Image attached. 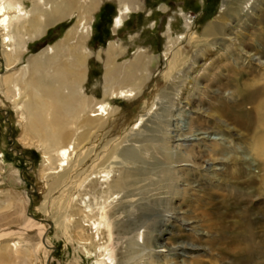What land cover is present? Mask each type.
<instances>
[{"label": "rangeland", "instance_id": "rangeland-1", "mask_svg": "<svg viewBox=\"0 0 264 264\" xmlns=\"http://www.w3.org/2000/svg\"><path fill=\"white\" fill-rule=\"evenodd\" d=\"M234 1L139 0L125 11L118 0H101L87 22L89 38L86 47L90 52L84 90L89 95L104 98L106 51L111 43L117 49L115 54L120 63L133 60L139 47L150 57L146 82L136 95L130 99L110 100L112 113L116 115L112 114V129L101 134L104 151L95 160L97 167L103 162L114 165L113 180L119 179L122 173L136 171L139 186L134 190V199L129 201L131 197L126 192L113 194L111 204L115 209L110 208V212L115 216L114 212L118 210L125 215L126 208L134 210L138 204L148 206L149 210L143 208L134 215L123 217L131 222L147 219L148 242L152 248L147 250L151 259L146 258L143 264H167L170 258L181 260L180 250L172 246L178 243L194 245L188 246L187 264L194 260L201 261L200 264H239L225 249L229 246L226 243L228 237L233 234V223L241 220L246 224L250 217L258 218V226L264 223V159L260 160L259 154H255L257 139L264 133V102L259 105L258 99L243 105L245 111L252 114L247 119L249 128L237 125L220 110L221 104L234 106L248 97H255L259 69L254 62H245L239 73H233L236 61L227 56L228 50L234 57L238 53L228 38L235 39L237 44L241 39H251L248 37L252 33L248 32L250 29L254 31L250 27L258 17L257 13L261 12L259 10L264 9V3L257 1L253 4L251 0L246 7L251 19L246 12L238 13L228 20L227 34L221 40L210 41L211 45L200 48L195 45L197 39L204 38L207 24L222 21L223 9ZM25 6L31 8V0H25ZM120 10L121 15L124 14V23L115 26ZM76 19L74 12L62 23L51 26L7 72L0 37V76L22 68L33 55L55 44ZM171 41L174 48L168 52ZM250 47L254 53L255 45ZM120 48L124 51L122 54ZM167 53H170L169 58ZM168 71L169 76L166 75ZM21 121L0 89V207L5 206L7 198L21 196L27 213L47 228L42 240L37 234L31 235L36 237L38 244L35 249L37 257L31 256L29 264H96L97 254L87 242L78 241L70 230L59 227L54 219L58 214L51 215L43 209V202L47 199L41 176V170L46 168L45 154L36 145H29ZM186 136L192 140L187 141ZM221 136L230 143L223 152L220 150L222 140H218ZM113 148L116 150L114 156L106 162L104 157ZM187 153H192L193 157H186ZM102 182H94L97 190H101ZM67 184L62 182L60 186L63 188ZM93 185L86 183L78 194L95 208L103 199L102 194L94 193ZM60 186L49 190L48 193L53 194L47 195L60 194ZM82 200L74 199L72 204L84 210L87 204ZM7 205L4 211H0L3 217L0 230L23 224L15 217L10 218L16 206ZM83 223L89 224L87 221ZM219 223L225 225L222 227L224 235L213 226ZM107 238L119 245L118 259H122L125 251L122 242L110 234ZM141 239L140 236V242ZM24 241H21L22 246L26 248L29 239ZM30 242L33 244L34 240L30 238ZM253 255L243 264H264V251ZM8 262L12 260L8 259Z\"/></svg>", "mask_w": 264, "mask_h": 264}, {"label": "bare ground", "instance_id": "bare-ground-1", "mask_svg": "<svg viewBox=\"0 0 264 264\" xmlns=\"http://www.w3.org/2000/svg\"><path fill=\"white\" fill-rule=\"evenodd\" d=\"M100 1L31 0L32 7L28 9L25 6V0H0V37L6 72L9 67H12V64L23 57L35 39L43 37L51 26L62 23L72 13L76 12L77 14L76 22L68 29L63 38L37 55H33L22 68L2 74L0 76V89L18 113L20 120L23 121H21L23 123V135L29 141V145H36L44 151L46 168L41 170V176L46 186L47 199L43 202V209L51 215L58 214L59 216L56 215L54 219L59 227L62 226L67 231L70 230L69 232H72L78 241L87 242L89 248L97 254L96 264H143L147 259H151L147 250L152 248L148 242L147 219H137L131 222L129 219L124 220L123 217L126 214L134 215L137 210L140 212L143 208L149 210L148 206L143 207V205L138 204L136 207L131 202L130 205L136 207L135 211L126 208V213L123 215L117 210L114 212L115 216H113L112 211L110 212V208L115 209V205L111 204L113 194L126 192L131 197L129 201L134 199V190L139 186L136 171L135 173H122L119 179L113 180L112 168L114 165H107L103 162L100 167H97L95 160L103 150L104 143H102L101 134L112 129L114 120L112 114L116 115V113H112L110 100L112 98L130 99L136 95L137 90L146 82L147 62L150 57L147 51L139 47L134 53L133 60L128 63H120L119 56L115 54L117 49L111 43L106 51L104 98L98 99L85 92L87 58L90 52L86 47L89 38L87 22L100 5ZM138 1L118 0L124 6L125 11ZM252 1L253 4L257 1L259 4L264 3V0ZM249 2L251 3V0H235L227 7L225 6L222 21L208 23L204 31L205 39L199 41L197 39L195 45L200 48L202 45H211L210 41L221 40L227 34L226 24L228 20L238 13L249 11L246 9ZM259 11L262 13H257L259 14L258 17L250 27L254 28V31L250 29L248 32L252 33V36L248 37L251 39H241V42L237 44L235 39L228 38L235 45L238 54L234 57L230 50L227 54L236 61L233 73H239L245 62H254L259 69L257 74L258 85L254 91L255 97H248V99H244L234 106L227 104L220 106L223 116H227V118L233 119L237 125L247 128H249L247 119H250L252 114L250 111H245L243 105L251 104L258 99L259 105L264 102V9ZM119 12L115 18V26L124 23V14L121 15L122 10ZM246 15L251 19L249 12H246ZM254 45L255 52L252 53L248 47ZM173 48L172 42L168 52H171ZM122 51L120 48V54L124 52ZM168 54L170 55V53L166 54L169 58ZM169 72L166 73L167 76H169ZM257 121L260 122V120ZM103 131L105 132L102 133ZM261 136L255 145V154H259L260 160L264 159V133ZM186 140L192 139L187 137ZM218 140H222L220 142L222 152L230 146V143L223 136ZM147 145L151 147L150 142H147ZM191 149L193 151V148ZM114 150L113 148L106 154L105 161L114 156L112 155ZM191 154L187 153L186 157H191L193 155ZM246 157L251 158L248 155ZM253 158L255 161L256 156ZM97 179L103 181L101 188H99L101 190H97L98 186L94 183L98 181ZM62 182H68V184L62 188L60 186ZM86 183L94 184L95 194H102L101 199L103 200L98 201L96 203L98 206L95 208L86 203L84 196L78 194V191ZM59 186L60 194L47 195L53 194V192H48L55 187L58 189ZM9 195L11 194L8 193ZM74 199H83V203L87 204L86 209L75 208L72 204ZM6 202L16 206V211L10 218L15 217V219L23 221V224L0 230V264H29L31 256L37 257L35 249L37 248L36 244H38L35 241L36 237L31 235L37 234L42 240L47 228L27 213L21 196L14 195L10 200L7 198ZM7 203L4 202L5 206ZM5 206L0 207V211H4ZM255 213L253 212V214ZM257 214L259 215V213ZM76 215H80V217L74 218ZM72 217L74 219L71 221ZM132 217L134 218V216ZM83 219L89 224L83 223ZM2 220L3 217L0 215V221ZM257 221H259L258 218L250 217L246 224L240 220V222L233 223L234 226L231 227L233 234L228 237L229 240L226 243L229 246H226L225 249L227 253L235 256V260L239 264L251 260L250 257H253L254 253L264 251V223H260L258 226ZM213 226L216 230L218 229L220 235L225 234L223 233L224 229H222L225 225L219 223ZM142 229L144 230L142 231ZM107 234H110L112 238L118 235L115 239L120 240L125 247L122 259H118L119 245H114L111 239L107 238ZM140 236L143 239L142 242L139 241ZM23 238L29 239L28 243L25 244L26 248L22 246ZM30 238L34 240L33 244L30 242ZM43 243L46 245L44 240ZM172 246L173 249L180 250L181 260L170 258L167 264H187L185 255L189 253L188 246L194 247V245L178 243ZM47 249L45 253L48 256ZM8 259L12 262H8ZM198 262V260H194L191 264H200L201 261Z\"/></svg>", "mask_w": 264, "mask_h": 264}]
</instances>
